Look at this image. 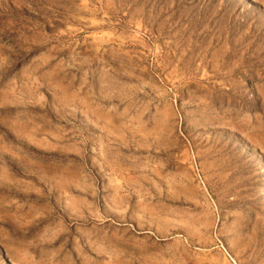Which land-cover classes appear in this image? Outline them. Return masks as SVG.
Masks as SVG:
<instances>
[{"label":"rangeland","instance_id":"1","mask_svg":"<svg viewBox=\"0 0 264 264\" xmlns=\"http://www.w3.org/2000/svg\"><path fill=\"white\" fill-rule=\"evenodd\" d=\"M0 264H264V0H0Z\"/></svg>","mask_w":264,"mask_h":264}]
</instances>
